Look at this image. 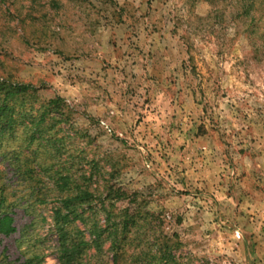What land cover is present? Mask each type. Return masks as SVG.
Returning a JSON list of instances; mask_svg holds the SVG:
<instances>
[{
	"label": "rangeland",
	"instance_id": "obj_1",
	"mask_svg": "<svg viewBox=\"0 0 264 264\" xmlns=\"http://www.w3.org/2000/svg\"><path fill=\"white\" fill-rule=\"evenodd\" d=\"M214 2L0 0V82L34 88L0 137V264H59L55 210L85 192L89 264H264V35Z\"/></svg>",
	"mask_w": 264,
	"mask_h": 264
},
{
	"label": "trees",
	"instance_id": "obj_2",
	"mask_svg": "<svg viewBox=\"0 0 264 264\" xmlns=\"http://www.w3.org/2000/svg\"><path fill=\"white\" fill-rule=\"evenodd\" d=\"M208 2L209 4H215L214 0H204ZM224 1V0H221ZM239 5V13L242 16L244 20H247L249 17L252 16V14L257 15L258 21L260 22L259 32L257 34V29L253 26V31L248 29L250 24L246 26L247 31L246 34L249 36L255 35L256 39L262 38L264 35V0H237ZM34 90L33 87L29 85H22V84H14V83H8V82H0V137L5 136V134L12 133L13 131V125L14 122V114L20 115L24 112V105H19V108H17V105L19 101L24 100V97L26 95H29L31 91ZM59 99L50 100L47 106H43L42 110L38 114V116L35 117V129L34 133H40L42 132L40 127L44 124L46 121L47 115H50L53 111L59 110ZM52 106V107H50ZM23 111V112H22ZM29 144L31 145L34 141V134H32L29 137ZM11 166V169L13 171V174L15 177L18 174H28L30 175L31 170L28 167V162H24L23 166ZM38 169L44 170V168L39 164V166H36ZM24 172H21V169H24ZM21 178V176L19 177ZM16 180V179H15ZM26 181V179H23ZM67 177H60L59 181H67ZM21 181V180H19ZM23 182V181H21ZM19 183H16V181H13L12 184L7 185L3 182L0 184V233L8 236L15 232V228L13 227V219L9 216V214L2 209V206L5 201V192L9 187L17 186ZM30 184H27L26 189H29ZM110 190L112 189L111 186H109ZM82 195L87 198H90L91 195L88 193H80L77 197L70 198L65 197L60 200L61 206L55 210V224H56V236H57V255H58V261L59 264H89V262L86 261L87 256V248L90 246V243L85 241L83 238L77 237V235H73V233L69 232L65 227L67 221L71 218V221L76 219L78 217V214L76 212L77 206L74 203L75 201H82L85 199ZM64 197V196H63ZM41 204H44L46 200L38 198V200ZM65 211V213H64ZM114 227V228H113ZM116 225L111 226V232L109 233V237L114 239V242L118 240V238L124 239L125 234L124 231L126 230V223L123 222L121 224L120 230L116 229ZM113 228V229H112ZM93 244H96L97 248L98 241L101 239V232L97 231V229H94L93 231ZM120 237H119V236ZM166 247V246H165ZM114 248V247H112ZM161 250H157V256L155 260L158 259V255ZM163 260L165 261V264H168L170 262L171 264H180L175 261V259L172 257L171 253L165 250L161 254ZM88 259V258H87Z\"/></svg>",
	"mask_w": 264,
	"mask_h": 264
}]
</instances>
